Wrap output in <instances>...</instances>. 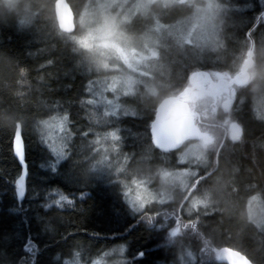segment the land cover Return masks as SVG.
<instances>
[{"label":"trees","instance_id":"1","mask_svg":"<svg viewBox=\"0 0 264 264\" xmlns=\"http://www.w3.org/2000/svg\"><path fill=\"white\" fill-rule=\"evenodd\" d=\"M67 1L77 20L91 3L107 0ZM156 1L132 19L137 43L149 38L139 48L150 46L159 24L181 21L190 8ZM54 2L32 0L24 23L11 15V2L0 5V264H66L74 259L81 264H221L217 257L223 247L264 264V229L248 217L251 203L264 206V111H258L259 105L264 110V87L254 89L249 82L232 86L215 102L208 95L191 96L189 113L213 137L209 145L193 140L177 151L163 152L153 147L149 134L157 104L191 88L198 72L209 73L213 80L239 72L250 46L248 32L255 62L264 67V20L256 22L264 7L252 11L240 0H213L207 15L214 12L218 28L214 51L201 55L189 53L184 43V51L171 47L163 60L169 71L143 86L137 82L139 73H131L133 79L122 85L127 96L118 98L126 111L112 115L104 105V98L111 96L104 83L110 73L74 47L71 37L81 33L77 22L74 33L59 31ZM117 57L107 63L116 61L121 67L117 73L124 75L126 64ZM148 83H159L157 95L145 94ZM226 96L231 104L222 109ZM60 121L72 158L52 174L41 167L46 158L41 138L46 125ZM231 122L241 127L237 140L223 137ZM18 128L28 164L27 193L20 204L10 183L20 165L8 143ZM114 132L117 139L112 142ZM111 145L121 149L112 160L106 150ZM189 145L201 149L192 167L177 157ZM104 156L122 165V172H112ZM182 166L194 169L185 188L170 182L166 197L158 195L139 211L125 209L120 197L124 186L158 184L165 171ZM53 189L87 196L75 207L46 210L42 205L50 202ZM110 207L119 209V215ZM26 240L37 246L30 254L25 252ZM137 252L145 253L139 261Z\"/></svg>","mask_w":264,"mask_h":264},{"label":"rangeland","instance_id":"2","mask_svg":"<svg viewBox=\"0 0 264 264\" xmlns=\"http://www.w3.org/2000/svg\"><path fill=\"white\" fill-rule=\"evenodd\" d=\"M108 1H109V5L107 6L106 4ZM145 3L147 4V7L142 10L144 13L148 10V7L151 5L149 0H107V1H102L99 4L97 3L96 6L91 3L89 9L91 11L96 12L98 16L101 13L100 12L98 14V11H103L105 9L111 11L112 8L110 6L120 5L118 11L124 15V29L127 33L135 37L136 32L132 25L133 22L132 19L138 13H140V11H137L136 6L138 4H145ZM168 3H172V2L162 1V4L164 5ZM87 8L88 6L86 7V9ZM82 15L83 13L76 20L77 25L81 32L84 30L83 25L81 24ZM211 16L212 18L214 17V12H212ZM95 23H96L95 20L90 21L89 26H94ZM214 23L216 22L212 20V27L209 33L211 36L210 42L203 44H193L192 40L187 38L188 34L181 21H178L177 23H174L172 25L159 24L157 26L158 28L157 33H159V35H156V37L153 38V41L151 42L150 46L144 45L141 46L142 48H138L136 44H134L130 50L120 51L117 58L121 59L123 63L126 64L125 67L122 66L125 72L124 75H122L121 73H117V71H119L121 67L119 64L116 63V61L112 62L113 64H108L106 62L103 67L110 74L107 77V80L106 79L104 80V83L106 84L105 89L111 93V96L110 97L106 96L104 98V103H105L104 105H107L106 108H108L107 110H109V113H112V115H114L119 113V111L121 110L126 111L125 109L126 105H122V103L118 101V98L124 97L123 95L127 96V90H125L122 87V85H124L128 79H133L131 73H135L134 71H136V73L137 72L139 73L138 74L139 80H137V82L138 84L142 85L145 84L144 83L145 80H148L149 78L155 79V77L158 76L159 73L161 72L165 73L169 71L168 69L169 67L166 66L165 62L163 61L165 58L164 52H167V50L173 51V49H175L177 51H184L186 48L182 45V43H184L187 46L188 52L191 54L197 53L204 55L207 52H213L215 47L214 39L217 38L216 35L218 34L217 24L215 25ZM154 28L156 29L155 26ZM144 39L148 44L147 42L149 39L148 36H144ZM145 41L142 42L145 43ZM137 42H138V38H137ZM108 60H113V59H108ZM132 88H134V86H132ZM99 106H102V103ZM259 107L260 105L258 106V111H264L262 110L263 107H261L260 109ZM56 124L57 122L55 124L50 123L49 125H56ZM46 132H47V128H46ZM64 133H65L64 128H59L56 131L57 136H61ZM116 139H117V135L114 132L111 134L110 140L113 142ZM106 150L110 154L111 160L112 157L116 158V155H118L121 151L120 147H117V145H111L107 147ZM200 151L201 149L199 145L198 146L189 145L185 148V150L180 151L177 154V157L181 161L180 163L184 165L190 163V166L192 167L198 164L196 160ZM107 164L111 166L112 172H115L117 174L122 172L123 167L118 162L111 163L110 161H107ZM193 175H194V169H186L185 167L182 166L174 171H165L163 177L164 179L160 181L158 184H155L153 182L152 183L133 182L130 187H132L133 185H139L142 199L146 205L148 203H151V201L155 200L158 195L162 194L161 198L166 197L165 193L170 192L168 190V186H169L168 184H170V182L176 184L177 187L182 186L185 188L187 185L186 182L190 178H192ZM262 207L259 203L253 202L251 203L248 212V217L260 229H264V206ZM66 264H81V262L79 261V259H74L72 262L70 263L67 262ZM92 264H101V263L99 261H96L95 263Z\"/></svg>","mask_w":264,"mask_h":264},{"label":"water","instance_id":"3","mask_svg":"<svg viewBox=\"0 0 264 264\" xmlns=\"http://www.w3.org/2000/svg\"><path fill=\"white\" fill-rule=\"evenodd\" d=\"M54 14L60 32L70 35L76 29L75 13L67 0H56L54 2ZM264 19V11L258 16V22ZM250 38V46L246 57L242 62L237 74L230 78H219L213 80L209 73L198 72L192 83V87H186L182 95L168 96L163 98L156 106L154 118L150 124V139L154 148L163 152L179 150L187 141L201 140L203 144L209 145L213 142L212 136L201 131L196 126L193 116L189 113L188 100L191 96L203 98L205 95L216 97L222 93L228 94L232 86H245L249 82V68L252 66L253 59V40ZM207 86L206 88L204 86ZM231 100L227 96L221 103L222 109L230 107ZM20 129L16 130L15 144L19 148ZM231 140L240 137V130L236 124H231L228 128ZM19 204L21 201H18ZM230 257V259H229ZM217 260L225 264H253L241 252L223 247L219 250Z\"/></svg>","mask_w":264,"mask_h":264},{"label":"clouds","instance_id":"4","mask_svg":"<svg viewBox=\"0 0 264 264\" xmlns=\"http://www.w3.org/2000/svg\"><path fill=\"white\" fill-rule=\"evenodd\" d=\"M11 2L14 7L9 9L11 15L18 23L25 22V14L31 11L32 0H0V5ZM154 3L155 0H149ZM178 4L188 3L190 8L185 17L181 19L187 32V38L193 44L208 43L211 40L210 30L212 27V16L207 15L211 6L210 0H165ZM111 11L105 10L97 16L96 12L85 9L81 17L84 30L78 36L71 37L74 47L85 54V56L97 67H103L108 59L118 56L121 50H130L134 44L139 48L140 41L127 33L124 29V15L118 9L120 5L110 6ZM137 11H142L147 4H138ZM95 20L94 26H89L90 21ZM249 84L255 88L264 87V67L258 66L254 61L250 68ZM160 90L159 83H148L145 85V94L155 96Z\"/></svg>","mask_w":264,"mask_h":264},{"label":"snow or ice","instance_id":"5","mask_svg":"<svg viewBox=\"0 0 264 264\" xmlns=\"http://www.w3.org/2000/svg\"><path fill=\"white\" fill-rule=\"evenodd\" d=\"M242 4L251 6L252 11H257L264 7V0H240ZM70 119V114L69 117ZM64 127V121L58 122L56 125H46L47 132L42 135L41 144L46 150L45 161L42 162L41 167H46L52 174H58L59 166L72 158L71 156V143L68 136L61 135L57 136L56 131L59 128ZM10 144V151L13 157L20 165L19 173L16 177L10 181L14 189L15 197L17 201H22L27 193V180H28V164L25 159L26 142L24 140L23 132L20 134L19 148L15 144V135L8 142ZM87 194L82 192L79 197L66 194L59 189H53L48 192V198L50 202L44 203L42 206L46 210H51L53 207L57 209H63L64 205L75 207L78 202H82L86 199ZM122 203L125 209L129 211H139L145 207V203L142 199L141 190L139 185H133L132 187L124 186L120 192ZM109 211L115 215H119L120 210L114 207H110ZM101 211H104L101 208ZM36 245L32 241L26 240L25 252L30 254L36 250ZM136 255L139 257L136 261L141 260L145 256L144 252H137ZM230 259V257H229ZM135 261V262H136ZM144 264H152V261H144Z\"/></svg>","mask_w":264,"mask_h":264},{"label":"bare ground","instance_id":"6","mask_svg":"<svg viewBox=\"0 0 264 264\" xmlns=\"http://www.w3.org/2000/svg\"><path fill=\"white\" fill-rule=\"evenodd\" d=\"M55 1H56V0H55ZM263 20H264V19H263ZM231 124H236V125H237L238 129L240 130V136H241V133H242L241 127H240V126L238 125V123H236V122H231V123L228 125V127H227L226 130L228 131V128H229V126H230ZM16 130H17V129H16ZM15 134H16V132H15ZM15 134H14V135H15ZM20 134H21V132H20ZM221 144H222V141H221V143L219 144V147L221 146ZM219 147H218V148H219ZM172 152H173V151H172ZM71 195H72V196H75L74 194H71ZM75 197H76V196H75ZM22 201H23V200H22ZM22 201H21V202H22ZM260 205H261V207H262V204H260ZM66 207H70V208H71L72 206H69V205L65 204L63 208H66ZM262 208H263V207H262ZM102 259H103L104 261H105V260H108L107 257H106V258L104 257V258H102ZM108 262H109V261H108ZM218 262H219V261H218ZM219 263H221V264H225V263H222V262H219Z\"/></svg>","mask_w":264,"mask_h":264},{"label":"flooded vegetation","instance_id":"7","mask_svg":"<svg viewBox=\"0 0 264 264\" xmlns=\"http://www.w3.org/2000/svg\"><path fill=\"white\" fill-rule=\"evenodd\" d=\"M210 2H213V0H210ZM177 4H178V3H177ZM184 4H185V5H188L187 2L184 3ZM184 4H181V5L185 6ZM263 58H264V57H263ZM253 59H254V61H256L255 57H253ZM223 94H225V93H222L221 95L217 96V97H216V101H217L218 99H221L222 96H223ZM228 94H229V93H228ZM226 95H227V94H226ZM210 97H211V96H210ZM226 97H227V96H226ZM226 97H225V98H226ZM212 98H213V97H212ZM225 98H224V99H225ZM224 99H223V100H224ZM223 100H222V101H223ZM222 101H221V103H222ZM221 103H220V104H221ZM227 134H228V131H227V133H226V132L224 133V136H223V137H225ZM199 141H200V140H199ZM196 181H197V180H196ZM196 181H195V182H196Z\"/></svg>","mask_w":264,"mask_h":264}]
</instances>
